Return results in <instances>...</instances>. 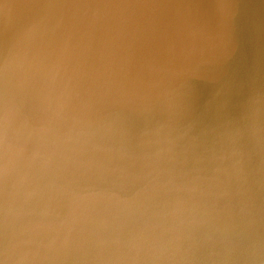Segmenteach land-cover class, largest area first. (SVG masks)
I'll use <instances>...</instances> for the list:
<instances>
[{"label":"water","instance_id":"95a60500","mask_svg":"<svg viewBox=\"0 0 264 264\" xmlns=\"http://www.w3.org/2000/svg\"><path fill=\"white\" fill-rule=\"evenodd\" d=\"M0 264H264V0H0Z\"/></svg>","mask_w":264,"mask_h":264}]
</instances>
